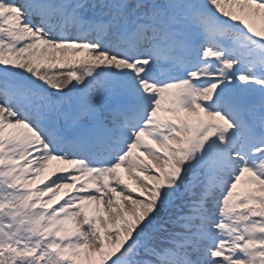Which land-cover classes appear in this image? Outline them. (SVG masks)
Instances as JSON below:
<instances>
[{
  "label": "snow or ice",
  "instance_id": "obj_1",
  "mask_svg": "<svg viewBox=\"0 0 264 264\" xmlns=\"http://www.w3.org/2000/svg\"><path fill=\"white\" fill-rule=\"evenodd\" d=\"M0 264H264V0H0Z\"/></svg>",
  "mask_w": 264,
  "mask_h": 264
},
{
  "label": "rangeland",
  "instance_id": "obj_2",
  "mask_svg": "<svg viewBox=\"0 0 264 264\" xmlns=\"http://www.w3.org/2000/svg\"><path fill=\"white\" fill-rule=\"evenodd\" d=\"M45 175H47V174H45ZM43 179V178H42Z\"/></svg>",
  "mask_w": 264,
  "mask_h": 264
}]
</instances>
